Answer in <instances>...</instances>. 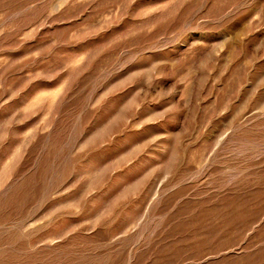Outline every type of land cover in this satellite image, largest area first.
<instances>
[{
	"label": "rangeland",
	"instance_id": "obj_1",
	"mask_svg": "<svg viewBox=\"0 0 264 264\" xmlns=\"http://www.w3.org/2000/svg\"><path fill=\"white\" fill-rule=\"evenodd\" d=\"M0 264H264V0H0Z\"/></svg>",
	"mask_w": 264,
	"mask_h": 264
}]
</instances>
